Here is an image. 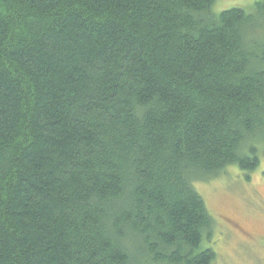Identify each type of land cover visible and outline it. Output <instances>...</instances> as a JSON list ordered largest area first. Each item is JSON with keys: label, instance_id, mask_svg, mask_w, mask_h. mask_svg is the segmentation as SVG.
Wrapping results in <instances>:
<instances>
[{"label": "trees", "instance_id": "1", "mask_svg": "<svg viewBox=\"0 0 264 264\" xmlns=\"http://www.w3.org/2000/svg\"><path fill=\"white\" fill-rule=\"evenodd\" d=\"M0 0V264H211L194 183L264 154V0Z\"/></svg>", "mask_w": 264, "mask_h": 264}, {"label": "rangeland", "instance_id": "2", "mask_svg": "<svg viewBox=\"0 0 264 264\" xmlns=\"http://www.w3.org/2000/svg\"><path fill=\"white\" fill-rule=\"evenodd\" d=\"M259 0H216L219 12L238 7L251 12ZM194 188L214 219V230L205 246L215 257L211 264H264V154L249 177L237 166L227 167Z\"/></svg>", "mask_w": 264, "mask_h": 264}]
</instances>
